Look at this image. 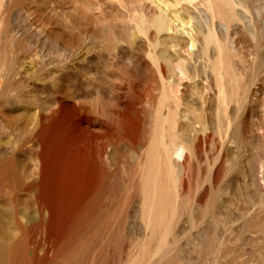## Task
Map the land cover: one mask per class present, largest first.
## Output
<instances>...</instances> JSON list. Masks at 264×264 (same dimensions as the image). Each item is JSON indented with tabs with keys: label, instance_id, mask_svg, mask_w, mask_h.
<instances>
[{
	"label": "rangeland",
	"instance_id": "1",
	"mask_svg": "<svg viewBox=\"0 0 264 264\" xmlns=\"http://www.w3.org/2000/svg\"><path fill=\"white\" fill-rule=\"evenodd\" d=\"M0 264H264V0H0Z\"/></svg>",
	"mask_w": 264,
	"mask_h": 264
},
{
	"label": "bare ground",
	"instance_id": "2",
	"mask_svg": "<svg viewBox=\"0 0 264 264\" xmlns=\"http://www.w3.org/2000/svg\"><path fill=\"white\" fill-rule=\"evenodd\" d=\"M156 3V2H155ZM158 5V4H157ZM156 6V5H155ZM158 7V6H157ZM159 9V8H158ZM151 10V9H150ZM153 10H154V8H153ZM152 13H154V12H152ZM163 15V14H162ZM167 19V18H166ZM161 22V21H160ZM172 23V22H171ZM168 24V23H167ZM170 25V24H169ZM175 24H173V26H174ZM177 25V24H176ZM163 25L160 23V27H162ZM165 27H166V24H165ZM176 27V26H175ZM167 28L168 29H171V26H167ZM182 29V28H181ZM172 30V29H171ZM174 30H175V28H174ZM87 95V94H86ZM57 97V96H56ZM82 97V96H81ZM55 99V98H54ZM56 100V99H55ZM55 102V101H54ZM58 103V102H57ZM65 103V102H64ZM153 148V147H152ZM167 150H168V148H167ZM170 150V149H169ZM186 150V146H185V144H181L180 146H179V148L178 149H176V151L175 152H172V153H175V156H177V158H182V156H183V153H184V151ZM192 151H193V149H192ZM168 152V151H167ZM191 152V151H190ZM169 153V152H168ZM167 153V154H168ZM166 154V153H165ZM166 154V155H167ZM165 155V157H168V155L166 156ZM156 158V157H155ZM166 159V158H165ZM169 159V158H168ZM168 161V160H167ZM171 162V161H170ZM159 169V168H158ZM183 168H182V165H179V171H180V173L181 172H183ZM182 181H183V179H182ZM154 182V181H153Z\"/></svg>",
	"mask_w": 264,
	"mask_h": 264
}]
</instances>
